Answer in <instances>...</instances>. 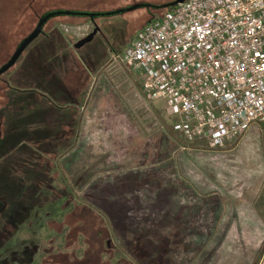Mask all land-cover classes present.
<instances>
[{"label": "rangeland", "instance_id": "374dc122", "mask_svg": "<svg viewBox=\"0 0 264 264\" xmlns=\"http://www.w3.org/2000/svg\"><path fill=\"white\" fill-rule=\"evenodd\" d=\"M170 1L0 0V69L60 12L0 74V264H66L99 232L119 252L143 240L157 264L264 256L260 126L219 147L188 140L115 57ZM74 13L100 29L78 50L93 25Z\"/></svg>", "mask_w": 264, "mask_h": 264}, {"label": "built area", "instance_id": "2783aa9c", "mask_svg": "<svg viewBox=\"0 0 264 264\" xmlns=\"http://www.w3.org/2000/svg\"><path fill=\"white\" fill-rule=\"evenodd\" d=\"M115 57L186 139L219 147L253 125L264 139V0H186Z\"/></svg>", "mask_w": 264, "mask_h": 264}, {"label": "trees", "instance_id": "16d2710c", "mask_svg": "<svg viewBox=\"0 0 264 264\" xmlns=\"http://www.w3.org/2000/svg\"><path fill=\"white\" fill-rule=\"evenodd\" d=\"M174 1L175 0L164 3V5L160 8L161 9L160 11H163V13H161V15L159 16H154L151 20L159 18L163 16L165 13L172 10L173 7H169L168 4ZM99 238L101 239L104 238L102 245L100 244L101 246L96 245L95 248L87 247L84 254L81 257L76 256V253L72 252L73 257L70 259V262L66 264H157L158 263L157 260L153 256H151V253L146 252L143 240H139L140 242H137L136 245L130 244L129 246H126L128 249L126 250L122 249L119 252L117 251L116 248L114 250V248L109 247V244L107 243V241L109 240V237L107 236V234L105 233L103 234L102 232H99L97 233V240L100 242ZM113 250L115 251L114 252L115 254H113ZM126 252L131 253L132 262L131 260H128L126 258V255H125ZM48 257L50 259L48 258L47 261H50V263H44L41 261L38 264H63V255L59 252L55 253V255L54 253L49 254ZM57 257H60L61 261L57 262L58 260ZM29 264H34V261L29 262Z\"/></svg>", "mask_w": 264, "mask_h": 264}, {"label": "water", "instance_id": "95a60500", "mask_svg": "<svg viewBox=\"0 0 264 264\" xmlns=\"http://www.w3.org/2000/svg\"><path fill=\"white\" fill-rule=\"evenodd\" d=\"M186 0H175L174 2L168 4L169 7H174L178 4L183 3ZM60 12H53L50 14H47L46 16H44L42 19L39 20L37 26L34 28V30L31 32V34L24 38L20 44L17 46V48L15 49L14 53L12 54L11 58L9 59V61L4 64V66L0 69V74L8 71L10 68H12L17 61L20 59V57L22 56V54L24 53V51L26 50V48L37 38L42 34V27L43 25L46 23V21L52 17L53 15L59 14ZM69 14H73L70 12H67ZM76 15L79 14H83L85 16H87L89 18V20L94 24V17L97 16L95 14H84V13H74ZM100 29L94 24L93 25V30L86 35L84 38L78 40L74 45L73 48L75 50H78L80 48H82L84 45L90 43L94 37L99 33Z\"/></svg>", "mask_w": 264, "mask_h": 264}, {"label": "crops", "instance_id": "0c3cea01", "mask_svg": "<svg viewBox=\"0 0 264 264\" xmlns=\"http://www.w3.org/2000/svg\"><path fill=\"white\" fill-rule=\"evenodd\" d=\"M90 21V20H89ZM91 22V21H90ZM92 23V22H91ZM67 49H70L69 47H67ZM79 97V95H78ZM77 97V98H78ZM67 104H71V103H67ZM77 118L78 116L75 114V117L72 119L71 123L75 126V127H80V122L78 121L77 122ZM70 128H72L71 125H69ZM74 128V127H73ZM82 134V133H81ZM80 139V138H79ZM258 264H264V256L260 259L259 263Z\"/></svg>", "mask_w": 264, "mask_h": 264}, {"label": "flooded vegetation", "instance_id": "af4514ba", "mask_svg": "<svg viewBox=\"0 0 264 264\" xmlns=\"http://www.w3.org/2000/svg\"><path fill=\"white\" fill-rule=\"evenodd\" d=\"M92 25H94V24L92 23ZM11 56H12V55H11ZM10 58H11V57H10ZM10 58H9V59H10ZM9 59L7 60V62L9 61ZM7 62H6V63H7ZM17 62H18V61H17ZM16 64H17V63H16Z\"/></svg>", "mask_w": 264, "mask_h": 264}]
</instances>
